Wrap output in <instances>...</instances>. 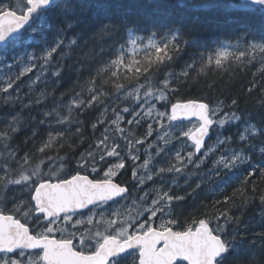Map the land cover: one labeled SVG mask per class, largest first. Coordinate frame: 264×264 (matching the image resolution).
Returning a JSON list of instances; mask_svg holds the SVG:
<instances>
[{"label": "snow or ice", "instance_id": "snow-or-ice-1", "mask_svg": "<svg viewBox=\"0 0 264 264\" xmlns=\"http://www.w3.org/2000/svg\"><path fill=\"white\" fill-rule=\"evenodd\" d=\"M207 15L213 19L209 21ZM257 18L258 29L254 24ZM221 23L234 27L237 39L246 47L230 51L221 46L206 57L208 65L221 67L233 59L243 64L250 62L254 53L264 56V0H0V55L7 60L8 53H13L12 63L6 65L9 71L14 65H23L14 78L9 75L0 82L5 102L14 99L11 93L18 91L17 82L37 68L38 61L42 63L37 80L47 69H52L50 74L56 81L71 78L72 73L77 82L82 80L74 83L73 88L81 90L73 91L67 104L64 93L59 99L55 97V88L51 93L41 92L34 100L26 97L29 109L46 104L49 97L52 100V107L39 114V126L49 127L48 138L35 151L20 155L11 147L10 142L23 128L19 115L10 114V119L0 121V146L7 152V158L0 162V204L11 205L0 207V264H251L243 241L234 238L239 231H227L232 219L227 209L215 217V228L206 218L178 226L171 202L183 197L171 195L163 186L153 190L154 195L145 191L147 182H155L157 177L180 174L188 166L198 169L210 153L232 139L218 136L215 146L202 151L213 129L242 119L236 112L220 115L222 102L212 108L194 100L178 101L171 103L170 111H159L155 106L175 93L174 81L179 84L180 76L187 79L190 73H167L158 83L155 74L183 51L182 44L199 46L196 34L200 29L220 27ZM29 30L25 37L24 32ZM139 31L147 36V45L140 43L143 38L136 35ZM25 45L39 47L40 55L26 50L22 56L16 55ZM138 45L145 52L143 59L135 58ZM126 47L131 49L128 59ZM69 60L71 65H67ZM204 60L202 55L201 63ZM194 63L187 68H193ZM132 80L134 85L124 82ZM121 98L135 107H113L111 117L97 118L92 128L103 127V133L89 145L86 155L81 153L76 167L66 170L65 166L71 164L67 156L59 151L50 154L64 147L67 133L63 126L78 125L76 117L86 109H103L100 116L104 117L109 101ZM236 104L233 100L232 106ZM124 113L132 119H126ZM191 117L198 123L185 130L180 122ZM145 120L153 123L148 124L144 136L137 138L131 126H140ZM124 123L129 127H123ZM174 129L178 133L173 132L170 138ZM154 132L164 145H155L157 157L168 150L172 139L181 143L185 138L182 150L174 153L167 167L149 169L151 154L142 165L137 163L140 147ZM76 133L82 135L78 126ZM257 134L264 137V127L248 125L239 139L253 153L258 149V168L251 165L250 156L241 148L221 155L214 162L215 174L219 176L221 168L230 170L247 161L252 169L248 177L257 171L264 176V140L251 143ZM36 135L33 132L26 143L34 141ZM129 161L134 182L131 189L116 182ZM142 168L147 170L143 174ZM133 190L136 195H132ZM260 199L264 204V196ZM221 218L223 226L219 224ZM155 219L161 220L159 225Z\"/></svg>", "mask_w": 264, "mask_h": 264}, {"label": "trees", "instance_id": "trees-1", "mask_svg": "<svg viewBox=\"0 0 264 264\" xmlns=\"http://www.w3.org/2000/svg\"><path fill=\"white\" fill-rule=\"evenodd\" d=\"M168 2L175 3L176 0H168ZM197 14L206 15L201 13ZM207 18L209 21L213 19L211 15H207ZM223 19V17H220L221 21ZM254 24L258 29V18L254 21ZM29 32L30 30L25 31L24 36L27 37ZM136 35L143 38L140 43L143 45L147 44V36L143 31L137 32ZM156 39H159V37ZM196 39L199 42V46H185L182 44L183 51L170 64L155 74L158 77L156 80L158 83L159 79H163L167 73H174L176 76H179L185 70L190 73L187 79L180 76L179 84L174 81L175 93H169L167 101H160V103L158 101V108L161 111H169L171 103L189 100L205 102L210 107L216 108L222 102L220 113L236 112L237 115H241L242 119L241 121L228 123L223 128L215 127L213 129L209 139L205 143L204 149L213 144L214 141L217 143L218 136L220 139L225 137H232V139L222 148L211 153L205 162L200 164L198 169L188 166L180 174H165L163 179L157 177L155 178V182L146 184L145 190H151V188L155 190L157 187L163 186L166 191L170 190L171 195L183 197L182 200L174 199L171 202L173 205L172 216L178 221V226H183L192 219L206 218L211 219V226L215 228L217 226L215 217L227 209L229 215L232 217L227 226L228 233L234 234L239 231V235H235L234 238L236 241H243L245 249L248 250L247 255L252 257L251 264H264V204L261 203L260 199L261 196H264V176H261L259 171H257L255 175L248 177L247 173L252 169L247 161L238 164L230 170L221 168L220 175L217 176L215 174L214 164L225 152L230 154L233 150L240 151L241 148H244L245 155L251 158V165L257 168L259 167L261 157L258 149L253 153L248 149L246 143L240 141L239 135L248 125L264 127V56L259 53H254L251 61H245L243 64L233 59L231 61H225L221 67H217L215 63L208 65L206 57L221 46L229 47L230 51H235L237 48L243 50L246 47L243 40L237 39L235 28L229 24L221 23L220 27L202 28L197 32ZM20 49V51L26 50L28 52H34L37 56L40 55V49L36 46L28 48L25 45ZM130 53V47H126V59L131 58ZM144 55L143 48H139L135 53V58L143 59ZM202 55L205 57L203 63L200 61ZM40 63L42 62L38 61L37 68L33 69L26 76L21 77L20 81L17 82L19 89L17 92L11 93L14 98L13 100L5 102L2 98L4 94L0 93V121L10 119L11 114L19 115L23 123L22 130L10 142L11 147L18 149L20 155H23L24 152L35 151V148L39 147L43 140H47L49 127L48 125L39 126V120L42 118L39 114L52 107V100L49 97L46 104L36 105L29 109L27 107L29 100L26 97H31L34 100L40 96L41 92L46 91L51 93L55 88V97L59 99L61 98V93H64V103L67 104L72 99L73 91L78 92L81 90L80 87L73 88L74 83H82V80L80 82L76 81L75 73H72L71 78L65 76L56 81V78L50 74L52 69L45 70L40 80L36 79L34 84H30V76L33 79L35 76L41 75V70L39 69ZM193 63V68H187V65ZM55 64L56 61H53V65ZM71 64V60L67 61V65ZM19 72L20 69L17 66L12 67L11 73L13 78ZM6 80L0 78V82ZM54 81L56 82L53 83ZM124 82L129 85L135 84L134 80ZM250 88L252 89L251 92H249ZM112 90L114 91V89ZM17 95L19 99H15ZM84 95H88L87 91L84 92ZM233 100L237 101L236 106H232ZM113 107H129L132 109L135 106L134 103L123 102V98L121 100L112 99L109 101L107 114L104 117L100 116V111H103V109L99 111L95 108L86 109L83 114L76 117L80 122L78 125L63 126L67 133L66 138L62 141L64 147L62 149L57 147L50 154L55 155V152L59 151L61 156H67L71 161L70 165L65 166L66 170L68 168H75L76 161L81 156V153L86 155L89 145L94 144L95 140L104 131L103 127H98L94 131L92 123L97 118L107 119L111 117ZM123 115L126 119H132V116L128 113H124ZM149 123H153V121L145 120L140 126L132 125L134 135L137 138L144 136L148 131ZM53 126L58 127L56 125ZM77 126L80 127L82 135L76 133ZM123 127L128 128L129 125L124 123ZM33 132L37 133L35 140H29L26 143V139L31 138ZM154 140L156 142H152ZM261 140H264V137H260L257 134L255 141L251 143H258ZM151 142L154 144L159 143L155 132L147 138L143 146L151 144ZM187 143L189 144V142ZM173 144L175 147L171 146L164 154L159 157L154 156L151 159L149 169L162 166L167 167L170 159L177 151V143ZM73 145L75 146L74 148L72 147ZM139 155L140 160L137 163H143L145 159L149 158L147 156L144 159L140 151ZM6 158L7 152L0 146V162ZM131 168L132 163L129 161L127 170H121L123 174L116 178V182L127 184L130 189L134 183ZM80 171L84 172V169ZM100 176L102 177V172ZM198 184L200 185L199 188H197ZM151 192H153V195L155 194L154 191ZM136 194L135 190H133L132 195ZM226 197L229 198L227 203L225 202ZM6 205L4 204V206ZM219 224L224 225L223 218L220 219Z\"/></svg>", "mask_w": 264, "mask_h": 264}, {"label": "rangeland", "instance_id": "rangeland-1", "mask_svg": "<svg viewBox=\"0 0 264 264\" xmlns=\"http://www.w3.org/2000/svg\"><path fill=\"white\" fill-rule=\"evenodd\" d=\"M5 2H9V0H6ZM12 3H15V0H12ZM147 45V44H146ZM140 47H139V45H138V49H139ZM21 50V49H20ZM19 50V52L18 53H16V55H23V52H24V50L23 51H20ZM12 57H13V53H11V52H9L8 53V58H7V61L5 60V58H4V56H2V55H0V78H2V79H7L8 78V76L9 75H11L12 77H13V75H12V73H11V71H9V69L7 68V64H9V63H12ZM10 58V60L8 61V59ZM15 66H17V68L18 69H20V71L22 70V68H23V65L22 64H18V65H14L13 67H15ZM40 69V68H39ZM32 78V76H30V84L33 82V81H36V76L33 78V79H31ZM33 84V83H32ZM158 103H160V101L158 102ZM157 102H156V108L159 110V111H161L159 108H158V104ZM135 106V105H134ZM220 115H223L222 113H219ZM198 122H196V121H189V122H185V123H180V126L182 127V128H184L185 130L187 129V128H189V127H193L194 125H196ZM218 127V126H217ZM218 128H220V127H218ZM165 131H167V128H165ZM173 132H175V133H178V129H174V130H172V132H170L169 133V136H170V138L172 137V135H173ZM164 134V132L163 131H161L160 132V135H163ZM152 142H156L155 140L154 141H152ZM151 142V145H153V147H149V145L150 144H147L146 146H143L142 148H140L139 149V151L141 152V154H142V156L144 157V159H145V157H147V156H149V154H151V157L153 158L154 156L156 157L157 155H156V151L154 150L155 149V145L156 144H154V143H152ZM171 142L172 143H170L169 145H168V149L172 146L171 144H173V143H177L176 141H175V139H172L171 140ZM183 142H185V138H181V143H177V150H182V143ZM187 142H189V144L191 143L190 141H187ZM186 142V143H187ZM160 143V147L161 148H163L164 147V145H163V143L162 142H159ZM217 143H216V141H214L213 142V144H211L209 147H207L206 149H204L203 151H207L208 150V148H210V147H213V146H215ZM145 150H147V151H145ZM211 154V153H210ZM209 154V155H210ZM208 155V156H209ZM207 158V157H206ZM206 158L203 160V162H205V160H206ZM138 164H143V163H138ZM202 164V163H201ZM145 171H147L146 169H141V173L143 174V172H145ZM185 174V173H184ZM102 175H103V173H102ZM210 177V176H209ZM149 182H151V181H149ZM149 182H147V183H149ZM158 188H160V187H157V189ZM145 191H149V192H151V191H153V188H151V190H145ZM130 202V201H129ZM150 202V201H149ZM122 204H124V201H122ZM173 211V205L171 204V212ZM172 214H173V212H172ZM168 217H165V219H167ZM160 222H161V220L160 219H155V223H157L156 225H159L160 224Z\"/></svg>", "mask_w": 264, "mask_h": 264}, {"label": "water", "instance_id": "water-1", "mask_svg": "<svg viewBox=\"0 0 264 264\" xmlns=\"http://www.w3.org/2000/svg\"><path fill=\"white\" fill-rule=\"evenodd\" d=\"M185 102H187V101H185ZM197 102H200V101H197ZM202 103H205V102H202ZM169 111H170V108H169ZM196 121L197 122V120H196V118L195 117H191L190 118V120H184V121H182V122H180V123H185V122H189V121ZM209 137H210V134H209ZM209 137H207L206 138V142H207V140L209 139ZM203 150V149H202ZM199 155V154H198ZM186 263V262H185Z\"/></svg>", "mask_w": 264, "mask_h": 264}, {"label": "flooded vegetation", "instance_id": "flooded-vegetation-1", "mask_svg": "<svg viewBox=\"0 0 264 264\" xmlns=\"http://www.w3.org/2000/svg\"><path fill=\"white\" fill-rule=\"evenodd\" d=\"M121 204H122V201H121ZM0 207H7V208H10L11 205L10 204H7L6 206H4V204H0ZM112 207H116V205H113ZM97 219H99V217H97ZM157 224V223H155ZM33 227H35V225H33ZM180 264H186L185 262H180Z\"/></svg>", "mask_w": 264, "mask_h": 264}]
</instances>
